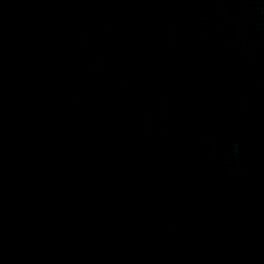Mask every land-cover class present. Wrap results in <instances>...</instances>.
<instances>
[{
    "label": "water",
    "instance_id": "1",
    "mask_svg": "<svg viewBox=\"0 0 264 264\" xmlns=\"http://www.w3.org/2000/svg\"><path fill=\"white\" fill-rule=\"evenodd\" d=\"M0 264H264V0H0Z\"/></svg>",
    "mask_w": 264,
    "mask_h": 264
}]
</instances>
